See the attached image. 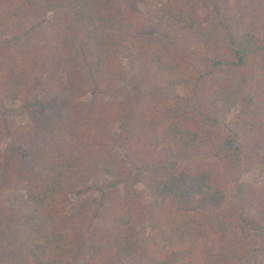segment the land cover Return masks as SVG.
<instances>
[{
    "label": "trees",
    "instance_id": "obj_1",
    "mask_svg": "<svg viewBox=\"0 0 264 264\" xmlns=\"http://www.w3.org/2000/svg\"><path fill=\"white\" fill-rule=\"evenodd\" d=\"M2 139L0 264H264V0H0Z\"/></svg>",
    "mask_w": 264,
    "mask_h": 264
},
{
    "label": "rangeland",
    "instance_id": "obj_2",
    "mask_svg": "<svg viewBox=\"0 0 264 264\" xmlns=\"http://www.w3.org/2000/svg\"><path fill=\"white\" fill-rule=\"evenodd\" d=\"M150 1L155 4H160L163 0H150ZM200 14L206 17L208 13L206 9L203 7L200 10ZM177 91L180 94L184 93L182 87H177ZM93 96L94 94L92 92V93H88L85 98L87 100H90L93 98ZM47 101L48 100H46V97L44 95L34 96L29 101L8 99L4 103L5 107L2 116L7 118L8 120H12L17 123L31 122L35 120L38 116L44 114L45 111L50 109V104ZM234 113H235V109L231 110L230 112H226L225 114H221L218 120L220 127H221L220 122L223 119L230 118ZM6 149H8L7 139L0 140V153L4 152ZM239 177L241 181L260 184L262 179V173L255 166H251L250 168L244 167ZM98 178H99L98 181L91 186L89 191L87 190L82 192V194H80L81 198L86 197L93 200L95 197L103 194V192L107 190L106 182L112 183L113 181H116L114 177L104 176ZM121 187L122 186H120L119 184L120 193L124 191V189ZM137 187L143 191L144 203L145 202L147 203L151 199L158 197L157 191L153 188L145 187L143 184H138ZM80 197H76L74 199V202H76ZM149 222L150 221L148 217H146L144 221L141 223V225H139L137 254L143 251H151L160 248L163 249L166 245V242L164 239L161 238L160 233L153 230ZM210 234H212L210 235V237L206 236V233L202 231V234H200L198 239L199 244L193 246L192 250L190 252L184 253V255L187 258H191V259H198L200 257L205 256L207 248H214V246H217V244H219V241L216 239V236L213 233Z\"/></svg>",
    "mask_w": 264,
    "mask_h": 264
}]
</instances>
